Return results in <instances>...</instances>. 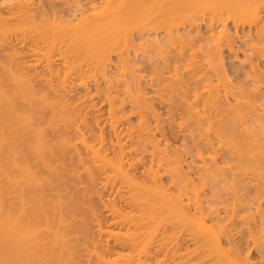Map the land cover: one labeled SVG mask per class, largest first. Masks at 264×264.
I'll use <instances>...</instances> for the list:
<instances>
[{
	"label": "bare ground",
	"instance_id": "bare-ground-1",
	"mask_svg": "<svg viewBox=\"0 0 264 264\" xmlns=\"http://www.w3.org/2000/svg\"><path fill=\"white\" fill-rule=\"evenodd\" d=\"M58 1L59 0H55L56 3H54V0H38L36 2H35V0L30 1V3L33 2L34 5L38 4V5H35V7L37 6L36 8H33V9H36V12H34V10L32 9L33 10V14L31 13L32 17L30 15H28L30 12H32V10L30 8H29L30 12H28V13L26 12V10L28 9L27 6L29 4L27 2L28 4L26 6V9L24 10L25 14H26L25 16L28 15L29 17H31L34 20V18H36V16H38V15L41 18L44 17L43 19H45V18L49 17L50 14H52V17L54 19H58V20H59V18H61L63 20L62 17H64V19L68 20V18H69L70 20L72 19L74 21H75V19H77L76 22L79 21V24H78V22H77V24L75 22V25H74L77 27V25H80L81 24L80 22H82V20L84 19L83 18L82 20L81 19L79 20V17H82L86 12L89 13V9H92L93 12H95L99 8L102 7L101 9H99L100 11L102 10V13H103V10L110 12V10H112V9L114 11H116L115 9H117L116 12H114L112 10L111 11L112 13L110 12L112 15H110V16H108L110 13L106 14L107 18H104L105 20L101 19L103 16L106 17L105 15H103L104 13L103 14L101 12L98 13L100 15L101 14L103 15L101 18L99 17L100 20L98 19L97 15H96L97 19L96 18L95 19L98 22L96 20L94 21L93 18L95 16L92 17L93 14H97V13L96 12L93 13L91 10V13H93V14L89 13V14H91V16L89 14H86L85 16L88 20V15H89L91 17V18L89 17L90 18L89 21L92 19L93 21H91V22H93V23H91L92 25L88 24V21L86 19H84L85 22H87V23H86V26L84 25V23H82V25H84V26L81 25L82 29L85 27L83 30H81L82 33L84 31L85 34L87 35V33L90 34L89 33L90 30H92L91 36H93L94 32H95L94 35L101 36V35L106 33V32L103 33L104 30L107 31L110 27L112 28L113 21L115 22L117 19L124 18V19H128L129 22L131 20L132 24L134 23V26H135L134 31L135 30L137 31L136 33H138L139 36H141V39H145V40L150 39V43L148 42L149 48H152V50H150V51L151 52L154 51V53L159 52L161 54L160 57L158 55L159 53L156 54L158 59L159 58L161 59L162 57L165 56L164 53H162V52L166 48L168 50L167 51L168 53L170 51V54H172L171 53L172 49L173 50L178 49L177 52L175 50L173 51L174 52L173 54L174 55L176 54L174 57H172V55L169 57L170 54H168V55L166 54L168 56V58L164 59L166 56L164 58H162V61L164 60L163 62L162 61L159 62L160 60L158 61V59L155 58V62L151 63L153 60L152 61L149 60L148 57H150V56H148L147 57L148 60H146V59L145 60L150 62L151 67H150V65L148 66L147 64H145L146 65L145 67L146 68L148 67L147 70H149V71H147L145 69V71L150 72V69H151L152 70L151 73L154 74L155 76L152 77L151 73L149 74L147 72H145V74L142 73V75H149L148 78H146L144 76V79L146 78V80H147L150 78V80H152V83L156 82L155 85L157 84V86L155 88L158 87V92H160V90H162V89L164 91L165 89H168L169 87L173 89L172 90L169 88V90H165V91H167V93L170 92V94H172V93L174 94V95L172 94V96H169L166 93L168 96L167 98L169 99L167 101H171V103H169L167 101H166L167 103L166 102L165 103L167 105L172 104L171 106L173 107V109L175 108L174 110H172V112L174 111L171 114L172 116L174 113L175 114L179 113V115H182V116H180V119H184V122H183V124L181 123V125L185 124V127L186 126L188 127V128L186 127L187 130L190 131V133H191V139H188V140H190V142L192 141V145L194 146L193 148H196V151H195L197 154L196 158H198L199 160L201 159L203 164L201 163L202 165L201 164L196 165L195 160H193L189 164V166H187V168L190 171H192V170L194 171V169H196L195 173L197 176L196 177L194 176V177L199 182H202L207 186H211V188L209 187L211 190L209 189V191H208V192H210V195H208L209 197H206L207 195L206 196L203 195L204 197H206L204 199V197L200 196L199 194L201 192L199 193L198 188H197L198 189L197 192L199 194L198 195L195 194L196 195V197H195L194 193H195V190H197V189H195L196 187L191 188V190L195 189V190H193L194 192L191 191L193 193L189 192L190 191L189 190L190 184L198 187L197 184H199V183L197 182V184H195L196 181L194 180V178L193 179L188 178V180L186 179L187 182L184 180L185 183H183V184H181V183L184 181L183 180L180 181L178 187H177V185H175L176 190L178 188V194L167 193V192H165V189H163L164 191H162L163 187L161 186L159 188L160 185L157 186L158 188L156 187L155 182H156V180H159L158 178H160V176H161V175H159V177H158L159 173L157 174L156 170L158 172H160L161 170L159 171L158 170L159 168H157L156 170H153L152 164H154V162H151V161L156 160L155 158H157L158 156L156 155L157 153L155 154V152H158L159 149L162 148V147L159 148V146L161 144L159 142H161V141H159V139L157 140L158 136L156 137V134H155V130L160 129L162 126V125H160V123L162 121L160 119L161 116H159L157 114H160V115H162V114L159 112L153 111L154 109H153V106L151 105V103L149 101L147 103L148 97H146V95L143 96L145 91L142 93L143 90L141 91V88H140L141 86L139 85V83L141 81H144V80H141L142 77L140 76L141 74H139V72H137L138 74L136 72H134L135 68H134V71H133L132 67L130 68V66H133V65H131V63L129 66H128V64L126 66L128 68V70L123 69V72H125V70H127L128 72L133 71L134 73H136L137 74L135 77L136 81H139L138 77H141V79H140L141 81H139V83L136 82L139 85V87L137 86L138 87L137 90L139 88L140 89L137 92L135 91V96L132 93L133 96L129 97L128 93H124L125 95L127 94V97L123 96L126 98L119 97L117 90H114V94H113L112 90H110V89H109V92L107 93V96H106L108 101L111 103L109 106V111L112 115V117H111L112 120L110 122H112V126L115 129H117L116 126L119 125L116 123L123 121V118L126 120V117H127L129 112L132 115L136 114L138 116L137 124L134 122L136 125H133L134 123H132V122H131L132 126L127 125L126 130L128 132V135L127 134L126 135L128 137L125 140L126 143L125 144L122 143L121 138H120L121 140L117 139V144L115 145V147L116 146L118 147L116 149V151H117L116 154L118 155V157L116 156L117 160H115L116 157L112 160V158L110 159V157H108L107 154L103 155L101 152V149H100L103 147L102 145H101L102 147H95L94 148V147H92V145L90 146L88 143H86V140L84 137L85 133L81 134L79 136V139H81L80 142L84 146H87L86 149H89L88 151H90L93 155H95L93 157H96V156L99 157V158L98 157L97 158L100 159V161H101L100 164H102L104 167L106 166V168H108V169L110 168L109 170L112 169L113 172L118 174V175L116 174L117 176L122 175L123 177L122 176H120V177L127 180V183H129L128 185L130 187L129 192L130 193L133 192V195H136V197H138L137 200H139V201H144V199L141 200V195L146 194V193L145 194L142 193L143 189L145 191L146 185H144L143 183L142 184L144 186L141 185L140 183L137 184V181L134 178L133 179L136 182L132 179V177H129V176H131L130 173H129V175H127L128 172L126 169H124L125 165L123 164L125 161L122 162V158L124 156V153H127V152L131 153V151H133L132 153H134V151H135L136 152L135 154H137L138 150L142 149V153L144 154L143 151L148 152V149L151 148L152 150H150V151L152 152V154L151 153H148V154H151V155L155 154L157 157L154 158L155 160L152 159L150 161L152 164H151L149 169L150 170L152 169L153 171H150L148 169V173H151V172L155 173L156 172V174L151 173L153 175V177H151L152 175L150 176V174H148L149 175L148 178L149 177L153 178L151 180H153L152 182L155 183V184H153V183L149 184L148 187L153 184L154 189L155 190L157 189L159 191V192L158 191H156V192L160 193V199H161V201L159 199V203L158 202L156 203L157 205L155 204L156 206H154V204L152 203V200H155V198L152 199L150 202L153 204V207H158V208H160V210H163V212L162 211L161 212L163 213V215L166 214L165 216L167 218L170 217V215H171V217L175 216L177 218L179 216L182 218V216L183 217H184V215L186 216L187 213L190 212L191 208H193L194 213L200 212V217L198 219H195V217H197V216L194 217V215H193L194 219L200 223H195L194 220L191 218V220L195 223V226L200 227V229L198 227H196V228H198L196 230H198L200 232L201 226H206V224H205L206 221L204 222L203 218H205V219L211 218L212 220L211 219L210 220L213 221L212 223H214V221H215V223H217V222L221 223L220 225L225 226V227H223L225 230L226 227L229 225H227V226L224 225L226 223L222 224V222H224L225 220L222 217L221 213H220L221 216L219 215L218 210H220V209H218V208H221L222 205H225V202H227V204L225 205L226 208L223 207V209L225 208L226 211H224L225 209L224 210L222 209V211H224L223 214H225V212H226L227 215L228 214L230 215L229 210L231 208L229 206L232 207L233 202L235 203V201H233L231 199L232 198L231 196H234L237 199L240 198L239 200L242 199V202H243L244 200L242 198V195H244V198L247 199L248 196L245 197L246 194L248 195L251 193H249V192L247 193L245 191H249L251 189L247 186V184H246L247 189H245V183L243 184V182H245L246 177L240 175L239 170H237V173H235V174H233L234 172L231 171V174H229L230 173L229 172L228 173L229 175H228L227 172L226 173L223 172V169L227 168V167H224L223 169H222V167L220 168L219 165H218L219 167H217V164H218V162L216 163V161H218L217 157H220L221 160H225V159H222L223 157L224 158L225 157L226 158L232 157V153H230L231 156H229L230 155L229 150H227L228 152L226 151L228 154V157L224 154L225 152L223 150H221L222 145L220 146V144H221V142H224L226 144H232L233 147L235 144V148H238V146H236V144H239L241 142L239 140V138L237 139L238 135H245V140H247V142L244 139L243 140L246 142L245 143L246 145H248V146L251 145L250 147H253V146L256 147L257 146V149H259V150H260V147H262L261 145H263L262 143H258L259 142L258 138L261 137V136H259L260 134L264 135V0H69V1L64 2L63 5H61L62 2H60V6H59ZM63 1H65V0H63ZM57 2H58V4H57ZM97 3H99V5ZM17 6L18 5H16V7ZM20 6H18V8H20ZM31 6H32V4H31ZM64 6H66V7H64ZM22 8H24V7H22ZM22 11H21V13L24 14V11L23 12ZM118 11H120V13ZM116 14H118V15H116ZM119 14L120 15L123 14V16L121 15L122 17H120ZM126 14H127V17L128 16H130V17L127 18ZM66 16H67V18H66ZM111 16H113V19L110 22L109 19L112 18ZM46 20L48 21V19H46ZM72 20L70 22H72ZM120 20H123V19H120ZM230 20H233V21H231V22H233V25L235 24L236 26H238V27H236V29L239 28V26L241 24H243V25L248 24L249 29H248V32L247 31L243 32V37H242L243 39H241V43L243 45V47H242L243 50L241 51V52H243V55H242L243 59L242 58H241V60L239 59L240 63H237L239 65H237L236 67H233V65H234L233 64L232 65L233 68L227 69L226 64L224 63L225 61L223 60L224 59V57H223L224 49L228 48L230 50L229 52L230 53L232 52L234 54V56L237 54L238 50L239 51L241 50V47H240V49L236 48V50H235V48H234L235 46H233V43H234L233 37L235 35L233 36L231 33H229L230 31L227 32V30H226V29H229V27L226 25L228 24V22ZM105 21H108L112 24L106 23V24H108L106 26V24L102 23V22L105 23ZM62 22H64V21H62ZM70 22L68 24H70ZM95 22L97 23V25ZM131 22L129 25H131ZM100 24H101V26L99 27L100 28L99 29L98 25H100ZM243 25H241V26H243ZM81 26H78V27H81ZM102 26H103V28H102ZM201 26L206 27L208 29V31L211 33V35L206 34L207 36L209 35L207 38H210V39L213 37L217 38L216 41L212 39V41H214L213 42L214 44L213 43L211 44L212 46H209V43L205 44V45L204 44H200V45L198 44L196 46V47L199 46L198 49L201 47V49H199L198 52H201V50H204V51H202V53L205 54V57H204L205 59L204 58L201 59L199 57V56H204V55H200L202 53L197 54L196 51H195L196 53H193L194 51L192 50V48H189L190 46H192L191 44H193V47L195 45L194 43H191L192 42V40H191L192 36H190V33L194 29H196V30H197V28L200 29ZM225 26H226V29H225ZM219 27H221V29L219 31H217V32H219V36H215V34H217V33H215V31ZM79 29H81V28H79ZM87 29L89 30L88 32L86 31ZM130 29H132V28L130 27ZM99 30L103 31V32H100ZM98 31L100 32L99 34H98ZM208 31H207V33H208ZM200 33H196V34L198 35ZM48 34H46V35H48ZM185 34H187V35L185 36ZM202 35H198V36H200L199 38L203 37L202 42L204 43L205 36H202ZM126 36H129V35H126ZM131 36H129L128 38L130 39ZM183 36H185L187 38H183ZM188 36H190L191 38ZM237 36H239V35H237ZM47 37L48 36L44 35L43 37H41L38 40V42H34L35 46L37 45V47H41L38 45V44H40L39 42H43V43L47 42V40L49 38V37L48 38ZM188 38H190L189 39L190 41H186V40H188ZM127 39H125L126 43H124V44H126V46H125L126 49L128 47L127 46L128 41H129V43L131 41V39L130 40H127ZM235 39H237V38H235ZM147 41H146V44H147ZM151 41H152V43H151ZM194 41H196V40H193V42ZM154 42H155V44H153ZM133 43H134V41L132 42V44ZM178 43H180V45ZM198 43H200V42H198ZM51 44H52V42H51ZM33 46H34V44H33ZM34 47H33V49H34ZM37 47H35L36 48L34 50L35 53H37V51L39 50ZM237 47H238V45H237ZM29 49H30V47H29ZM184 49H188V51H190V52L193 51L192 53H190V54H193V56L191 58L193 62L191 61L190 65H192L191 63L195 62V59L193 60V57L196 58V56H197L200 58V60L198 58H196L197 64L194 63L195 66L192 65V66H194V67H192L193 69L190 66H189L190 68L187 67V65L189 64L188 61L191 60V59H189L191 57V55L189 58H187L188 56L185 57L184 56L185 55ZM30 50L32 51V48ZM188 51H186V52H188ZM121 52H120V55H121ZM167 52H165V53H167ZM147 53H148V51H147ZM177 53H178V55H177ZM127 54H129V52ZM162 54L164 56H162ZM195 54H197V55L194 56ZM120 55H119V57H120ZM156 55H154L153 57H156ZM145 56L146 55H144L143 58H145ZM206 56H207V59H206ZM121 57L125 58V55L124 56L121 55ZM121 57L119 58V60H120L121 64H123L121 61L122 60ZM239 57L236 56L235 59H238ZM128 58H129V55H128ZM185 58L188 59V61H186L188 64H186ZM98 59H96L97 61H99V62L96 61L97 62L96 63L97 65L95 66L96 68L93 66L95 68L93 72H97V73H95V76L93 73V78H95L98 75V76H101V78H103L104 80H107L109 82V76L110 75H109V70H108V66H107L108 64L110 65L109 60H106V57L103 55H102V57H100L101 60L100 59L98 60ZM126 59H127V57L123 60L125 61ZM141 60H142V57H141ZM146 61H144V62L146 63ZM237 62H238V60H237ZM125 63H126V61H125ZM127 63H129V62H127ZM182 63L186 64V68L188 69V70L186 69V71H184L183 73H182V71L185 70L184 69L185 67L184 68H182V67L185 65H183ZM134 64H136V63H134ZM181 65H183V66L181 67ZM34 66L35 65L33 63V67ZM143 66H142V68H144ZM31 67H32V65H31ZM93 67H92V70H93ZM126 67H124V68H126ZM172 67L174 68L173 71H172V69H173ZM51 68L52 67H50V70L48 69L50 71L49 75H52V74H50V73H52ZM137 68H136V70H137ZM139 68H140V66H139ZM139 68H138V70H139ZM180 68H182L183 70ZM35 69H36V67H35ZM168 69L171 70L170 72H173L171 77H169L167 75L168 73L166 70H168ZM190 70L192 71V74H190L192 76H190V75H188V76L193 78V80L191 79L192 80L191 84L185 82V81H187V79H186L187 76L184 79H182L183 77L180 78V75L182 76V74H186V72H188ZM12 71L8 70L9 76L12 80L11 81L12 83H10L11 89H9L10 87H8V89H6V87H4L5 83L3 84V82H2V84L4 85V86H2L1 82H0V264H65L64 263L65 261L67 262L68 259L72 260L73 259L72 257L75 256L74 254H72L73 250H75V249L73 248V246H70V244H69L70 240H72L70 233L73 232V230H71L69 232V230H70L69 227L70 226L77 227L78 225L82 226V224L83 225L85 224L82 221H80V224L82 222L81 225L78 224L79 221L77 222V220H76V218H77L76 216L78 213L77 214L74 213L75 210L76 211L79 210L78 206L80 208L82 207L86 210L85 207L80 206L83 204V203L80 204V200H78V197L80 195L79 196L77 195V200H78L77 202H79V205H77L78 203L76 202V199H75V202L74 201L72 202V200H73L72 199L71 200L72 203H65V201H63V199L61 197L62 194L60 195V193L63 190H65L64 185L66 184V181H70L71 177H72V181L74 182L73 178L75 176L73 174H68L69 172H67V171L62 170L60 168L59 164H61L63 166L62 163H63V160H65V159H62V158L65 157V155H64L66 153V152H64L65 148H66V150L68 149L67 151H69L70 150L69 146H75L74 144H72V145L70 144V143H72L71 141L69 143L70 139L68 140V138H66L67 136L64 135V132L67 133L71 130H73V131L75 130L77 132L80 131L79 127H78L79 124L76 123L77 122L76 120L78 118L74 119L75 118L74 115L78 114V116L77 115L76 116L79 117V120H80L81 116H79L80 115L79 111H78L79 108L76 107L78 109V110L76 109V112L78 111V113H76L75 107L73 108V105L71 103L66 105L67 102L65 103V99H64V101L61 99L65 93L63 95L61 94V97L60 96H56V97L54 96L55 97L54 98V97H52V95L50 96L49 93L51 91H54L55 87L53 86V84L50 83L51 80L49 78H46V80L48 79V81H49L46 84V87L48 85L47 89L46 88L37 89V88H35L36 86L34 87L32 84H29L27 81H24V79L21 76L23 73L22 74L20 73L21 74L20 75V74H17V73H19V71L17 73H14ZM117 71H120V70H117ZM139 71H141V70H139ZM180 71L182 74L180 73ZM229 71H230V73L234 74V76L237 77V82L240 81L237 84V86H235V84H233L234 81L233 82L231 81L233 79H230L231 78L230 75H232V74H229ZM123 72H122V75L124 74ZM164 72L166 74H164ZM168 72H169V70H168ZM196 72H199V75H197ZM134 73H132L133 76H134ZM189 73H191V72H188L187 74H189ZM128 74L131 75V73H128ZM128 74H127V76H128ZM163 74L167 75V78L168 77L169 78L167 79L166 76H164ZM56 75H57V73H56ZM125 75L126 74H124V77H125ZM133 76H130V77L128 76L127 77L128 79H126V78L125 79L129 81L131 77L133 78ZM150 76L152 77V79ZM229 76H230V78H229ZM56 77L58 78V76H56ZM174 77H177L176 78L177 80H175ZM112 78H113V76H112ZM132 78H131V81H129V82L124 80V83L126 85L125 86L126 90H127V87L130 88L129 86H131V85L134 86L132 81L134 82L135 80H134V78L132 80ZM170 78H172V82L178 81V79L180 78V80L178 82H181V83H179V86L176 85L177 82H175V84L174 83L172 84V82H171V84H169V83L165 84L166 80H168L167 82H169ZM51 79H54V78H51ZM122 79H124V78H122ZM181 79H182V81H181ZM188 79H190V78H188ZM95 80H97V78H95ZM150 80H149V82H150ZM63 81H64V85H66L65 84L66 83L65 78L63 79ZM111 81H113V80H111ZM44 82H46V81H44ZM60 82H62V81H60ZM120 82L123 83V81H120ZM147 82L148 81H146V83ZM149 82L147 83V85H152V84H149ZM115 83L117 84V82H115ZM111 84H113V83L111 82ZM116 84H115V86H116ZM182 84H183V86H182ZM117 85H120V84H117ZM141 85H143V84H141ZM7 86H9V85H7ZM57 86H59V85H57ZM62 86H59V87H62ZM123 86L124 85H122L121 87H123ZM133 86H131V87H133ZM173 86H175L174 88H176V87L180 88L182 91L175 90L173 88ZM64 88H66V87H64ZM111 88H113V87H111ZM134 88H135V86H134ZM178 88H176V89H178ZM131 89H129L130 91H127V92H132L133 90H135V89H133L131 91ZM59 90H61V89H59ZM126 90H125V92H126ZM153 90L155 92V89H153ZM115 91H117V93ZM57 92H58V88H57ZM10 93H11V95H13L12 97L9 95ZM156 93H157V91L155 92V94ZM163 93L164 92H160L159 96H158V93L156 95L158 97H160V94L162 96ZM190 93H192L193 96L190 97ZM67 94H69V93H67ZM103 94H104V92H103ZM155 94H153V95H155ZM175 94H177V95H175ZM163 95H165V94H163ZM130 96H131V93H130ZM128 97L130 99L134 97L133 98L134 100L133 99L130 100ZM153 97L155 98V96H153ZM158 97H156L155 100H158L157 99ZM127 98L129 100H127ZM149 98H150V96H149ZM161 98H163V96ZM230 98H232L233 100L232 99L230 100ZM242 99L244 101H242ZM159 100H160V98H159ZM160 101L163 102L162 99ZM231 101H235V102H231ZM126 103H128V104L132 103L131 105L130 104L128 105L129 107H131L130 110L128 111V113L126 110L127 107L125 108V105H127ZM149 104L151 105L152 108L150 107ZM70 105H72V107ZM171 106H169V108ZM172 107L170 109H168L167 112H170ZM74 112H75V114H73ZM177 115L178 114H176V117H177ZM130 116L127 117V119L130 118ZM151 118H153V120H155L154 122L151 121L154 123L153 125L150 124ZM170 119H173V118H170ZM170 119H166V120H170ZM178 121H179V123L182 122L179 119H178ZM128 124H130V123H128ZM174 126H176V125H174ZM180 127H178V128H180ZM183 127L184 126H182L181 128H183ZM114 128H112V129H114ZM121 129H119V130H121ZM48 130H51L53 132H57L58 135H54L55 137L57 136L56 141L53 140L54 142H52V141H51L52 143L50 142L49 138L47 137V134H48L47 131ZM184 130L186 131V129H184ZM184 130L182 129V132ZM179 133H180V130H179ZM51 134L53 136V133H51ZM236 134H237V136H236ZM82 135H83V137H81ZM101 135H100V137H101L100 143H102V142L104 143V141H103L104 140L103 139L104 134L102 136ZM185 135H187V134H185ZM114 136H116V134ZM246 136L248 137V139H246ZM118 137H119V135H118ZM82 138H84L83 141H82ZM185 138H186V136H185ZM213 138L218 139V142H219V140L221 141L220 144L218 143L219 144L218 146L220 147V149L216 145L217 141L215 142ZM183 140H184V138H183ZM187 142H185V143H187ZM242 143L244 144V142H242ZM126 144L129 145L128 148H126L128 146V145L125 146ZM182 144L184 145V143H182ZM259 144H261V145H259ZM232 145H230V146L232 147ZM64 146H68V147H64ZM184 146L188 147V145H184ZM223 146H224V144H223ZM258 146H259V148H258ZM74 148L76 149V147H74ZM125 148L128 149L129 151H125L124 150ZM164 148L165 147H163L162 150ZM223 148H226V147H223ZM232 148H230V149H232ZM239 148H240V145H239ZM262 148L264 149V147H262ZM234 149H232V151ZM253 149H254V147H253ZM253 149L251 151H253ZM168 150L169 149H167V151ZM193 150H190V151H193ZM248 150L251 153L250 149H248ZM161 151L159 152L160 154H161ZM163 151L166 152L165 150H163ZM188 151H189V148H188ZM241 151H244V150H241ZM246 151H247V149H246ZM164 152H162L163 153L162 154L163 159L165 156ZM171 152H170V154H171ZM257 152H258V150H257ZM257 152H256V154H257ZM260 152H262V151H260ZM260 152H258V154ZM72 153H75V152L72 151ZM210 153H213V155ZM237 153L238 152H236L235 154H237ZM239 153H240V151H239ZM78 154L79 153H77L76 155H78ZM140 154H141V152H140ZM207 154L208 155L210 154L209 158L212 160L213 164H212V162L211 163L208 162L209 165L206 164V162H207L206 159H208V157L206 158L205 156H207ZM246 154L247 153H245V155ZM253 154H254V152H253ZM256 154H255V156H256ZM76 155H75V157H76ZM113 155H115V154H113ZM169 155L165 156L166 163L168 162V158L171 156V155L170 156ZM125 156H126V154H125ZM128 156H129V154H128ZM137 156H139V155H137ZM237 156L239 158H240V156L242 157L241 154H240V156L237 154ZM250 156H249V158H251L253 155L251 157ZM77 157H79V156H77ZM139 157H140V159H139ZM139 157H137L138 158L137 162L139 160H144L143 158L141 159L142 155H140ZM159 157L162 159L161 156H159ZM175 157L176 156H174V158ZM170 158H169V162L166 164L167 165L166 167H168V168H166L164 165H161L163 161L160 163L158 160V162L160 164H158L157 161H155V162H157V166L159 165L160 168L162 166H164V168H166V170L163 169V172L165 170L167 172V173L165 172L167 175L169 173L168 176L170 177V179L173 182L174 181L176 182V180H178L179 177H181L183 175L185 177V176H187L186 174L190 173L189 170H187V171H189L188 173L185 172L186 170L185 171L183 170L184 166L182 167V165H181L182 163L179 162V164H178L176 162V161H179L178 160L179 158L178 159L176 158L177 160L173 159L174 161H171ZM80 159L81 158L79 157V159H78L79 163H82L83 161L81 162ZM210 159H209V161H211ZM244 159H245V156H244ZM244 159L242 158L243 161H244ZM256 159L259 160V158H256ZM70 160H72V159H70ZM242 160H241V162H242ZM261 161H264V160L261 159ZM164 162H163V164H165ZM170 162H173V164L171 163L172 169L169 168ZM174 162H176L178 165L177 164L174 165L175 164ZM259 162L260 161H258L257 163L260 164ZM69 163H68V165H69ZM75 164H76V161H75ZM75 164L73 163V165H75ZM210 164H212V165H210ZM185 165H186V163H185ZM82 166H84V165H82ZM246 166L248 168V165H246ZM69 167H68V169H70L69 171H71L72 169ZM192 167H194V169ZM232 167H234V166H232ZM259 167H261V166H258L257 168H259ZM84 168H86V167H84ZM87 168L85 169V172L88 173V175H89L88 176V178H90L89 181L92 180V182H93L95 180V179L93 180L95 173L92 172L93 171L92 169H87ZM218 168H220L222 170H220ZM237 168L241 169V167H237ZM250 168L253 169L252 173L254 175V170H255L254 168H256V167H253V165H251ZM212 169H215V171H217V172L220 170L218 172V174L222 173V175L220 174L219 177L215 178V176L213 175L215 171H211ZM74 170L76 172V168H74ZM227 171H229V170H227ZM244 171H245V169H244ZM145 172H147V171H145ZM246 172H247V170H246ZM263 172H264V170H263ZM67 174H68V176L70 175V179H68L69 177L67 176ZM161 174L163 175V173H161ZM215 174H216V172H215ZM211 175H213V177L215 179L213 177H211ZM66 177L68 180L66 179ZM109 177H110V175L108 176V178ZM254 177H253V179H255ZM259 177L260 178L256 177L257 178L256 180H261V176H259ZM122 178H120V179H122ZM230 178L232 179V181L230 180ZM172 181H171V183H172ZM190 182H192V183H190ZM256 182H258V181H256ZM125 183H126V181H125ZM173 184H171V186H173ZM175 184H177V183H175ZM138 185H140V186H138ZM260 185H261L260 182L257 183L258 190L260 188L259 193L261 191V193L264 194V184H262L261 186ZM73 186H75L74 183H73ZM137 186L140 188H137ZM141 186H143L144 188ZM204 187H206V186H204ZM204 187H203V189H204ZM218 187H219V189H217ZM141 188H142V191L139 193L137 189H141ZM248 188H249V190H248ZM241 189H242V191H240ZM66 190H67V188H66ZM66 190H65V192H66ZM74 190L76 191L75 187H74ZM151 190H153V188ZM69 191L70 190H68V192ZM147 191H148V188L146 186V192ZM76 192H75V194H76ZM80 192H82L81 194L83 195L84 191H80ZM148 192H150V187H149ZM152 192H155V191H152ZM150 193H148V194L152 196L153 194L152 193L150 194ZM190 193L193 195L190 196L189 195ZM239 193H240V196L238 195ZM244 193H246V194H244ZM261 193L259 195L260 197L263 196V195H261ZM73 194L71 196L72 198L74 197ZM133 195H131V196H133ZM156 195H158V194L155 193L154 196L156 198H158L159 196L157 197ZM229 195H230V198L228 200H226ZM151 196H149V197H151ZM259 196H256V197L259 198ZM83 197H84V195H83ZM143 197H145V196H143ZM183 197H186V199H187V201H186L187 203L185 202V204H184L185 199ZM234 197H233V199H234ZM134 198H135V196H134ZM249 198H251L250 195H249ZM131 199H132V197H131ZM145 199H147V198H145ZM230 199H231V201H233L232 203L229 201ZM66 201H67V198H66ZM210 201H212V203ZM208 202H210V203L207 204ZM238 202H236V205L240 204V202L239 203ZM228 203H230V205H228ZM72 204H73V206L75 204V206L73 207ZM134 204H136V203H134ZM152 204H151V206H152ZM85 205L86 204H84V206ZM139 205L141 206L142 204H140V202H139ZM146 205L147 204H145V206ZM219 205H221V207H218ZM236 205H234L233 207H235ZM144 207H142V208H144ZM233 207H232V209H233ZM239 207H240V205H239ZM148 208H149V206H148ZM158 208H156V209L154 208L155 212L159 211ZM84 209H82V210H84ZM150 209L152 210L153 208L151 207ZM232 209H231L232 213L233 212L236 213V211L238 210V208L235 209L236 211L234 209L233 210ZM240 209H242V208L240 207ZM139 210H140V208H139ZM151 210H150V212H152L153 215L152 214H150V215H152V217H153L154 216V210H152V211ZM167 211H168V213H166ZM82 213L84 214V211ZM119 213H121V212H119ZM139 213H140V211H139ZM141 213H142V211H141ZM202 214L203 215L205 214V217ZM226 214H225V216H226ZM150 215L148 216V218H152V217H150ZM157 215H159V214L157 213ZM190 215H192V213ZM201 215H202V217H201ZM233 215H235V214H232V216ZM79 216H80V214H79ZM129 216H131V215H129ZM140 216L141 217H136L137 218L136 222L138 223V225H137V227H134L136 229H133V230L137 231L138 229L140 230V228L143 229L142 226L139 227L140 226V222H139L140 220L138 218L142 219V215H140ZM144 216H146V215H144ZM119 217H121V218L123 217L122 220L128 219V216H126V218H124L125 216H123V215H121ZM160 217H162V216H160ZM148 218H147V220H149ZM153 218H156V217L154 216ZM163 218L164 217L159 218V220L161 219V221H162ZM185 218H183V220ZM187 218H188V215H187ZM116 219H120V218H116ZM130 219L132 220V218H130ZM130 219H128V220H130ZM145 219H146V217H144L142 219V221ZM227 219H228L227 221H230V217L229 218L227 217ZM232 219H233V217L231 218V220ZM133 220H135V218H133ZM153 220H152V223H150L149 225L153 224V222L155 221V220L154 221ZM191 220H190V222H192ZM158 221H155L154 225H156V222H158ZM144 222L145 221H143L142 223L144 224ZM146 222H148V221H146ZM193 222H192V224H194ZM231 222L232 221H230L229 223H231ZM130 224H132V222ZM136 224L134 222L133 225L136 226ZM200 224H201V226H200ZM203 228L206 229L205 227H203ZM144 229H146V228H144ZM75 230H78V229L76 228ZM75 230H74V232H75ZM88 230L89 229H87V231ZM100 230L101 229H99V231ZM139 230H138L139 233L136 231L135 232L131 231L132 232L130 235L131 237H129V235H128L129 233L125 232L127 235V236L126 235L125 236L127 238L129 237L128 239H130V240L133 239V241H134V238L138 237V235H142V234H140L142 230H140V231ZM153 230H154V228H153ZM198 231H197V233H198ZM74 232H73V234H74ZM78 232H80V231H77V233ZM85 232L86 231H84V233ZM111 232L106 231V233H109V234ZM142 232H144V231H142ZM219 233L221 234V232H219ZM111 234L116 235L113 232ZM117 234H118V232H117ZM215 236H216V239H218L217 240V243H218L217 246L219 248L220 240H219V238H217L218 235H215ZM74 237H77L76 233L74 234ZM141 237L140 238L138 237L139 241H140V239L143 240ZM198 238L202 239V237L196 238V236H195L194 240L198 239ZM199 239H198V243H199ZM133 241H132V243L135 242V241L134 242ZM149 241H146V243ZM74 242L71 241V243H73V244H74ZM136 242H138V239ZM138 244H140V243H138ZM136 245L137 244H135V246ZM204 245H205V243H204ZM137 246H140V245H137ZM143 246H142V248H143ZM220 248H222V247H220ZM144 249H145V247H144ZM141 250H143V249L140 248V250L137 251L138 254L135 252L138 255V259H139V257H141V256H139V253L141 252ZM217 250H219V249H217ZM222 251H224V250H222ZM224 252H222V253H224ZM226 253L227 252H225V254ZM228 253H230V252H228ZM117 255L118 256H117L116 260L123 258V257H131V256H129L130 254L128 255V253H126V255H125V253H119ZM226 256H228V255H226ZM223 258H224L223 261H225V255L222 257V259ZM228 258H230V257H228ZM237 258L239 259V257H237ZM222 259L220 258L221 261H222ZM102 260L104 262L105 259L102 258ZM228 260L231 261L232 259L230 258ZM228 260L226 259V261L224 263H226ZM111 261H113V263H114L115 259H113V260H110V259L107 260L106 259L105 260L106 264L107 263L111 264ZM105 262H104V264H105ZM198 262H196V263H198ZM234 264H243V261L239 260V261L235 262ZM245 264H246V262H245Z\"/></svg>",
	"mask_w": 264,
	"mask_h": 264
},
{
	"label": "rangeland",
	"instance_id": "rangeland-1",
	"mask_svg": "<svg viewBox=\"0 0 264 264\" xmlns=\"http://www.w3.org/2000/svg\"><path fill=\"white\" fill-rule=\"evenodd\" d=\"M30 1H33V0H0V80H1L0 82H1V85L2 86H4L3 84L5 83V86L4 87H6V89H8V87H10L9 89H11V84L10 83H12L11 82L12 80H11V78L9 76L8 70L9 71H12L13 70L12 72H14V73H17L19 71V73H17V74H20V73L22 74L23 73L22 75L21 74L20 75L22 76V78L24 79V81H27L29 84H32L34 87L36 86L35 88H37V89H44V88L47 89L48 88V85L46 87V84L49 81H48V79L46 80V78H49L52 81V82L50 81V83L53 84V86L55 87L54 88V91H51L52 93L50 92L49 95L50 96L52 95V97H54V96L55 97L56 96H60L61 97V94L63 95L65 93L62 96L61 99L63 101L65 99V103L67 102L66 105H68V104L71 103L73 105V108L75 107V112H76V109H77L76 107L79 108V110L78 109L77 110L79 111V114H80L79 116H81L80 117V120H79V117H77L78 114H75V112L73 114H75L74 115V117H75L74 119H77L78 118L76 120L77 122L76 121L75 122L79 124L78 127H79V130L80 131L77 132L75 130L74 131L71 130V131H69L67 133L64 132V135L67 136L66 138H68V140L70 139L69 140V143L71 141L72 143H70V144L71 145L74 144L75 146H69L70 147L69 148L70 149L69 151H67L68 149L66 150V148H65V151H64V152H66L64 154L65 157L62 158V159H65L67 162L65 160H63V163H62L63 166L61 164H59V166H60V168L62 170L67 171V172H69L68 174H73L75 176L73 178L74 182L72 181V177H71V180L70 181H66V184L67 185L65 184L64 186L65 187L67 186L66 187L67 190L63 186L64 189L66 190V192H65V190H63L60 193V195L62 194L61 197H62L63 201H65V203H72L73 201L75 202V199H76V202L78 200H80V204L83 203L80 206L85 207L86 210L84 208H82V207L80 208L78 206V209L79 210L81 209V210L80 211L79 210H77V211L75 210L74 213H76V214L78 213L77 216H76L77 217L76 218L77 222L79 221L78 224H80V221H82L85 224L83 225L82 222H81L82 226H79L77 224L78 225L77 227H75V226H73V227L70 226L69 227L70 228L69 232L71 230H73V232H74V230L76 228L78 229V230H75V232H74V234L76 233V236L77 237H74L73 232L70 233V236H71V239L72 240H70V242H69L70 246H73V248L76 251L73 250V253L72 254L75 255L74 257H72L73 259L72 260L71 259H68L69 261L67 260V262L65 261L64 263L65 264H104V262H105L106 259L107 260H109V259L110 260L115 259L116 262L114 261V263H113V261H111V264H174V263L175 264H190V263L191 264H193V263L194 264H223L226 261V259L228 260V259L231 258L232 259L231 260L232 262L228 260L224 264H234L235 262H237L239 260L240 261H243V264H245V262H246V264H264V194H262L261 191H260L261 195H263V196L262 197L259 196L260 195V193H259L260 188L258 190V186H257V183H259V182H260L261 185L264 184V176H263L264 175V172H263V170H264V161H261V159L264 160V157H263L264 156L263 155L264 154V151H263L264 149L262 148V147H264V142H263L264 141V137H263L264 135L260 134L259 136H261L260 137L261 139L258 138V141H259L258 143H262L263 144V145L259 144V145L262 146V147H260V150L257 149V146L256 147L253 146L254 147V149H253V147H250L251 145L250 146L246 145L245 143L247 142V140H245V135H238V137H237V139L239 138V140L241 141L240 143L242 145L239 143V144H236V146H238V148H239V145H240V148L241 149L240 148L239 149L238 148H235V144H234V147H233L232 144H226L224 142H221L220 140L218 142V139H214L213 138L215 142L217 141L216 145H217V147L219 149H220V147L218 145L221 142V144H220V146L222 145L221 150H223L225 152L224 154L227 157H228V154H227L228 151L227 150L230 151L229 154L232 153V157L231 158L230 157H228V158H226V157L224 158L223 157L222 158V159H225V160H221L220 157H217V159H218V161H216V163L218 162L217 167L220 166V168L222 167V169L224 167H227L228 169L227 168H224L223 169V172H225V173L227 172V174L229 172H230L229 174H231V171L234 172L233 174H235V173H237V170H239L240 171L239 174L242 175V176H244V177H246L245 178V182H243V184L245 183V189H247L246 188L247 186L251 189V190H249V188H248L249 191H245V192H247V193L249 192L251 194H248L247 195L246 193H244V194H246L245 197L248 196L247 199H245L244 198V195L241 194L242 195V198L244 200L243 202H242V199L239 200L240 198L237 199L236 197L231 196L232 197L231 199L233 201H235V203H234L233 201H231V199L229 200L231 203L233 202L232 207L234 205H236V202H238V201L240 202V204H237L236 205L237 207L235 206L236 208L233 207V209L234 208L235 209L238 208L237 211L234 209L236 211V213L235 212L232 213V211H231L232 207L229 206L231 208L230 210L228 209L230 215L229 214L227 215L226 212H225L226 216H225V214H223L224 211H226L225 205L227 204V202H225V205H222V207H221V205L218 206V207H221V208H218V209L221 210V211L218 210V213H219L220 216L222 214V217L225 220L224 222H222V224L223 223H226L224 225H226V226L229 225V226L226 227L225 230L223 228L225 226L220 225L221 223H218L217 222L218 223L217 224V223H215V221H214V223H212L213 221H211L212 220L211 218H209V219L208 218L207 219L203 218L204 219V222L206 221L205 222L206 226H201V224H200V226H201V231H200L201 233H200L198 230H196L198 228L200 229V227L195 226V223H200V222H197V220H195V219H198L200 217V212L194 213V209L193 208H191L190 212L187 213L188 218H187V215L186 216L184 215V217L182 216V218L179 217V216L177 218L175 216L174 217H171V215H170V217L167 218L165 216L166 215L165 213H164L165 215H163V213H162L163 210H160V208H158V207H153V204H154V206H156L157 205L156 203L157 202L159 203V199H160V193H157L156 192L158 190L157 189L156 190L154 189L153 184L156 183V187L160 185L159 188L162 186L163 187L162 188V191H164L163 189H165V192H167V193L178 194V188L176 190V186L175 185H177V187H178L180 181H182V180L183 181L184 180L186 181V179L188 180V178H192V179L194 178V180L196 181L195 184H197V182H198L200 185L197 184L198 185V187H197L195 185L190 184L192 187L189 185V188H190V189L188 188L190 190L189 192H191V191H193V190H195V189L198 188L199 189V193L200 192L201 193L199 194L197 192L198 191V189H197V190H195L194 195L195 194L196 195L199 194L202 197H204L206 195H207L206 197H209L208 195H210V192H208V191L211 188V186H207L204 183L199 182L195 178L197 175L195 173V170L196 169H194V167H192L194 169V171L193 170L190 171L187 168V166H189V164L193 160H195L196 165L197 164L198 165L201 164L202 163V160L200 159L201 160L200 161L198 158H196L197 157V154L195 152L196 151V148H193L194 146L192 145V141L190 142V140H188V139H191V133H190V131L187 130L188 127L186 126L187 127L186 128L185 127V124L184 125H181V123L183 124V122H184V119H180V116H182V115H179V113H176V114H178L177 115L178 118H177L176 117V114L174 113L175 115L173 114V116H172L171 114L174 112V111L172 112V110H174L175 108L173 109V107L171 106L172 104H169V105L166 104L167 102L171 103V101H167V100H169L167 98L168 97L167 94L169 96H172L173 93L170 94V92L167 93V91H165V90H169L170 87L168 89H165L164 91H163V89L160 90V92H164L163 94H165V95L162 94L163 98H161L162 97L161 94H160V97H158L160 92H158V87L155 88L157 86V84L155 85L156 82L155 83H152V80H150V78L146 80V78H148L149 75H142V73L145 74V72L149 71V70H147L148 67L147 68L145 67L146 66L145 64H147L148 66L150 65V67H151L150 62L149 61H146V60H148L147 57L150 56V57H148L149 60H151V61L153 60L151 63H154L155 62V58L158 59V57H157L156 54L159 53V52L154 53V51H152V52L150 51V50H152V48H149V44H148V42L150 43V39H147L148 41L145 40V39H141V36H139V34L136 33L137 31L136 30L134 31L135 26H134V23L132 24L131 20H130L131 25H129L130 22L128 21V19H124V18H120V19H123V20H120V19H117L116 20L115 19L116 21L115 22L113 21V24H112L110 22L113 19V16H111L112 18L109 19L110 22L105 21V23L104 22H102V23L103 24H106V23L109 24L110 23V24H112V28L110 27L107 31L104 30V32L99 30L100 32H103V33L106 32L103 35L100 34L101 36L94 35L95 32L93 33V36H91V31L92 30H90V32H89L90 34L87 33V35L85 34L84 31L82 33L81 30H83L85 28L84 27L82 29V26H84V25L86 26V23H87L84 20V19L87 20V18H86L85 15L91 13V10L92 9H89V13L86 12L83 15L84 17L83 16L82 17H79V20L80 19L82 20L83 18L84 19L82 20V22H80L81 24L80 25H77V27H76L74 25H75V22H76L77 19H75V21L71 19L72 22H70L71 20L69 18L67 20V19H64V17H62L63 20L61 18H59V20H58V19H54L52 17V14H50L49 17H47L45 19H43L44 17L41 18L38 15V16H36L37 19L34 18V20H33L31 18L32 17V14H33V10H34V12H36V9H33V8H36L37 6L35 7V5H38V4H35L34 5L33 2L30 3ZM36 1H38V0H35V2ZM66 1H69V0H65V1L59 0L58 1L59 2V6H60V2H62L61 5H63V3L66 2ZM58 2H57V4H58ZM54 3H56L55 0H54ZM19 4L22 7H24V8H22ZM27 4H28V6H27ZM31 4H32V6H31ZM97 4L99 5V3H97ZM16 5L20 6V8H18V6L16 7ZM26 6L28 7V9L29 8L31 10L33 9L32 12H30V9L29 10L28 9L26 10L27 13L30 12L28 15H30L31 17H29L28 15L25 16L26 14H25V11L24 10L26 9ZM64 7H66V6H64ZM101 8H99V9H101ZM99 9L97 11L94 10L97 14H93L95 12H93V10H92V12H93V13H91V14H93L92 17L95 16L93 18L94 21L97 19V17L99 19V17L101 18L103 15H105L106 17L103 16L101 19L107 18V15L106 14H109L113 10V9L110 10V12L103 10V13H104L103 14L102 13V10L100 11ZM22 10L24 11V14L21 13ZM115 10L117 11V9H115ZM116 11H114V12H116ZM100 12L103 15L102 14L101 15L98 14ZM118 12L120 13V11H118ZM111 13L108 16L112 15ZM91 14H89V15L91 16ZM89 15H88V20L87 21H88V24H91V23H93V22H91L93 20L91 19L89 21V19L91 18ZM96 15H97V17H96ZM116 15H118V14H116ZM121 15L123 16V14H121ZM121 15H120V17H122ZM126 17H127V14H126ZM128 17H130V16H128ZM66 18H67V16H66ZM46 19H48V21ZM62 21H64V22H62ZM231 21H233V20H230L228 22V24L226 25V26L229 27V29H226V26H225V29L227 30V32L230 31L229 33H231L233 36L235 35L233 37V41H234L233 46H235L234 47L235 50H236V48L237 49H240V47H241V50L240 51L238 50L239 52L237 51V54L235 53L236 55L234 56V54L232 52L231 53L229 52L230 50L228 48H225L224 47L225 49L223 51L224 52L223 53V57H224L223 60L225 61L224 63L226 64L227 69H231L233 67H236L237 65H239L237 63H240L239 62V59L240 60H241V58L243 59V56H242L243 55V52H241L243 50V48H242L243 45L241 43V39H243L242 38L243 37V32H246V31L248 32V29H249L248 24H245L246 26L243 25V24H241L244 27L240 25L239 28L236 29V27H238V26H236L235 24L233 25V22H231ZM69 22H70V24H68ZM77 22L79 24V21H77ZM77 22H76V24H77ZM82 23H84V25H82ZM108 24H106V26ZM96 25H97V23H96ZM78 26H81V27H78ZM100 26H101V24L98 25V28ZM129 26L132 29H130ZM79 28H81V29H79ZM102 28H103V26H102ZM220 29H221V27L217 28V30L215 29L216 30L215 33L218 34V35L215 34V36H219V32H217V31H219ZM86 31L88 32L89 30L87 29ZM99 31H98V34L100 33ZM193 31L191 32L192 34L190 33V36H192V39H191L192 42L191 43H194L195 45L193 47V44H191L192 46H190L189 48H192V50L194 52L193 51H191V52L188 51L189 48L188 49H184V51H185V55L184 56L185 57L188 56L187 58H189L190 55H191V57L189 59H191L192 56H193V54H190V53H192V52L193 53H196L197 52V54H198V53H202V51H204V50H201V52H198L199 49H201V47L198 49L199 46L196 47L198 44L199 45L200 44H204L205 45V44H208L209 43V46H212L211 44L214 42V41H212V39L215 40V41L217 39L216 37H213L211 39L210 38H207L209 35L207 36L206 34H210L211 35V33L204 26H201L200 29L197 28V30L194 29ZM207 31H208V33H207ZM196 33H200L198 35H202L203 34L202 36H205L204 43L202 42L203 41V37L199 38L200 36H198ZM46 34H48V35H46ZM44 35L49 37V38L47 37L48 38L47 42H45V43L39 42L40 44H38V45L41 46V47H37V45L35 46V43L34 42H38V40L41 37H43ZM126 35H129V36L132 35L131 38H130L131 39L130 43H129V41L127 43V46H128L127 49L125 47L126 44H124V43H126L125 39H127L129 36H126ZM186 35L187 34H185V36ZM237 35H239V36H237ZM185 36H183V38H187ZM190 36H188V37H190ZM190 38H188V40H186V41H190L189 40ZM235 38H237V39H235ZM130 39L128 38L127 40H130ZM132 40L134 41L133 44H132V42H133ZM193 40H196V41L193 42ZM146 41H147V44H146ZM152 41H151V43H152ZM51 42H52V44H51ZM198 42H200V43H198ZM33 44H34L35 47H37L39 49L38 51L36 50L37 53L34 52V50L36 48L33 46ZM153 44H155V42ZM178 44L180 45V43H178ZM237 45H238V47H237ZM29 47H30V49L32 48V51L35 54L29 49ZM33 47H34V49H33ZM174 50L172 49L171 50V53L172 54H170V51L168 53L167 52L168 50L166 48L162 52V53H164V55L166 57L162 54V56L165 57V58L164 57H162V58L167 59L168 58V56H167L168 54H170L169 57L171 55H172V57H174L176 55V54L175 55L173 54L174 53L173 52ZM121 51L122 52L124 51V52L122 53ZM147 51H148V53H147ZM175 51L177 52L178 49L175 50ZM186 51H188V52H186ZM120 52H121V55L122 56L125 55V58L127 57L128 60L127 59L125 60L126 63L123 60L125 58L121 57ZM128 52H129V54H127ZM165 52H167V53H165ZM197 54H195L194 56H196ZM102 55L105 56L106 57V60H109V63H110V65L109 64L107 65L108 66V70H109V75H110L109 76V82L107 80H104L103 78H101V76H98L97 74H96L97 76L95 77V78H97V80H95V78H93V73H94V76H95V73H97V72H93V71L96 68L95 67L97 65L96 63L99 62L96 59H98V58L100 59V57H102ZM119 55L122 58L121 61H122L123 64H121V62L119 60V58H120ZM128 55H129V58H128ZM144 55H146L145 58H143ZM154 55H156V57H153ZM158 55H159V57L161 56L160 53ZM177 55H178V53H177ZM200 55H204V56H199L201 59H203L205 57V54H203V53L200 54ZM236 56L237 57L240 56V57L238 59H235ZM141 57H142V60H141ZM199 57L196 56V58H198L200 60ZM162 58L161 59L159 58L158 61L160 60L159 62H161L162 61ZM187 58H185L186 59L185 62L188 61ZM196 58L193 57V60L195 59V62H194L195 64H197V62H196L197 59ZM206 59H207V56H206ZM237 60H238V62H237ZM144 61H146V63ZM191 61H192V59L190 61H188L189 64L186 62V64H188L187 67L190 66L192 68V67L195 66L194 63H191L194 66L190 65V62ZM127 62H129V63H127ZM33 63L35 65L34 67H33ZM130 63H131V65H133V66H130V68L132 67L133 68V71H134V68H135V71L134 72H136V73L139 72V74H141L140 76L142 77V79H141V77H138V76L137 77H138V80L139 81L144 80V81H141L142 83L141 82L139 83V81H136L135 80L136 79L135 77H136V75L138 73L136 74L133 71L132 72H128L127 71L128 68L126 66H127V64L129 66ZM134 63H136V64H134ZM184 63H182V64L185 65V66L181 65V67L182 66H183L182 68L185 67L184 68L185 70H183L182 68H180V69L183 70V71L181 70L182 73L184 71H186V69H187L186 68V64H184ZM233 64L234 65L236 64V65L234 66ZM31 65H32V67H31ZM232 65H233V67H232ZM139 66H140V68H139ZM142 66L144 68H142ZM35 67H36V69H35ZM50 67H52L51 68L52 69V73H50L52 75H49ZM92 67H93V70H92ZM124 67H126V68H124ZM137 67L141 71H139ZM136 68H137V70H136ZM123 69H127V70H125V72L127 71L128 73H131V75L128 74L127 72L126 73L123 72ZM145 69L147 71H145ZM117 70H120L121 72L120 71H117ZM168 70H169V72H168ZM168 70H166L167 73H168L167 75L169 77H171V75H172L173 72H170L171 71L170 69H168ZM173 70H174V68L172 69V71ZM151 71L152 70L150 69V72H147V73L150 74ZM181 71H180V73H181ZM230 71H229V74H232V73H230ZM122 72L124 74H126L125 77H124V74L122 75ZM165 72H164V74H166ZM188 72H191V73L187 74ZM188 72H186V74H182L181 73L182 76L180 75V78L183 77L182 79H184L187 76V78H186L187 81H185V82L191 84L193 78L190 77V76H192L190 74H192V71L190 70ZM56 73H57V75H56ZM132 73H134V76L132 75ZM127 74H128L129 77L130 76H133V78H134L135 81L134 82L132 81V83L134 84L135 88H134L133 85L130 84L131 83L130 82L129 84L131 86H133V87L129 86L130 88L127 87V90H126V88H125L126 85L124 83V80L128 79L127 78L128 77ZM196 74L199 75V72H196ZM55 75L58 76V78ZM167 75H164V76H166V78H167ZM188 75H190V76H188ZM232 75L234 76V74H232ZM232 75H230L231 78H230V76H229V78L230 79H233L231 81L232 82L234 81L233 84H235V86H237V84L240 81L238 80L239 82H237V77L236 76L233 77ZM112 76H113V78H112ZM144 76L146 77L145 79H144ZM151 76L153 77L155 75L151 73ZM152 77H151V79H152ZM51 78H54V79H51ZM64 78H65V81H66V83H65L66 85H64V81H63ZM122 78H124V79H122ZM131 78H130L129 81H131ZM133 78H132V80H133ZM174 78H175V80H177L176 79L177 77H174ZM180 78L178 79V81L180 80ZM188 78H190V79H188ZM182 79H181V81H182ZM59 80L62 81L63 83L60 82ZM111 80H113V81H111ZM119 80L120 81H123V83L120 82ZM149 80H150L151 83L149 82ZM44 81H46V82H44ZM126 81L129 82L128 80H126ZM146 81H148L149 84H152V85H147L148 82L146 83ZM167 81L168 80H166V82ZM178 81H175V82H177L176 85L179 86V83H181V82H178ZM2 82H3V84H2ZM95 82L96 83L98 82V83L96 84ZM111 82L113 84H111ZM115 82H117V84H120V85H117ZM136 82H138L139 85L141 86L140 87L141 88V91L143 90L142 93L145 91V93L143 94V96L146 95V97H148L147 98V103H148V101L151 103V105L153 106V109H154L153 111H156V112H159V113L162 114V115H160V114H157L156 113L157 115L161 116L160 119L162 121H161L160 125H162V126L160 128L161 130L160 129L155 130V134H156V137L158 136L157 137V140L159 139V141H161V142H159V143H161L160 146H159V148L160 147H162V148L165 147L163 150L166 151V152H164L162 150V148L159 149V151L157 150L158 152H155V154L157 153L156 155L158 157L155 154H153L154 156L151 155L152 154V152L150 151V150H152L151 148L148 149V152L147 151H143L144 154L142 153V149H140L141 151L138 150L137 154H135L136 153L135 151H134V153H132L133 151H131L132 154L130 152L129 153L128 152L127 153H124V156L122 158V162L125 161L123 164L125 165L124 166L125 167L124 169H126L127 172H128L127 175H129V173H130L131 176H129V177H132V179L134 178L137 181V184L140 183L141 185H143V184L146 185L147 188H148V191H149V187H150V192L153 194L152 195L153 197H152L151 195L148 194L150 192H148V191L146 192V186H145V191L143 189L144 192L142 191V188L141 189H137L139 193L141 191L144 194L146 193L145 195H141V200L144 199V201L137 200L138 197H136V195H133V192L132 193L129 192L130 187L128 185L129 183H127V180L124 179V178H122L123 177L122 175L117 176L118 174L115 173V172H113L112 169L109 170L110 168L108 169V168H106V166L104 167L102 164H100L101 161H100V159H98L99 157L98 156L93 157L95 155H93L90 151H88L89 149H86L87 146H84L80 142L81 139H79V136L81 134H84L85 133L84 134V137H85L86 143H88L90 146L92 145V147H94V148L95 147H102L103 146L102 148H100L102 154L103 155L107 154V156L110 157V159L112 158V160L116 156L118 157V155L116 154L117 153L116 149L118 147L117 146L115 147V145L117 144V139H120L121 138L122 139V140L120 139L121 142L124 143V144L126 143L125 140L128 137L127 136L128 135V132L126 130L127 129V125H131L132 126V123H134V122L137 124V122H138V116L136 114L135 115L134 114L132 115L130 112L128 113V111L131 108L128 105L129 104L131 105L133 102L132 103H129V104L126 103L127 105H125V108L127 107V109H126L127 110V113H128L127 117H129L130 115L131 116L128 119L126 117V120L123 118V121L117 122L116 124H119V125H117L116 126L117 129H115L112 126V122H110L112 120V118H111L112 115H111V113L109 111V106H110L111 103L108 101V99H107L106 96H107V93L109 92V89L112 90V93L113 94H114V90H117L119 97H123V96H126L127 97V94L125 95L124 93H128L129 97H132L133 94L135 96V91L137 92L140 89L139 88L137 90V88L139 87V85ZM166 82H165V84H168V83L171 84L172 78L169 79V82H167V83ZM175 82H172V84L173 83L175 84ZM56 84L59 85V86H62V85L63 86L62 87H59ZM80 84L81 85L83 84V85L81 86ZM115 84H116V86H115ZM141 84H143V85H141ZM7 85H9V86H7ZM122 85H124V86L121 87ZM182 86H183V84H182ZM64 87H66V88H64ZM111 87H113L114 89L111 88ZM174 87L175 86H173V88ZM57 88H58V92H57ZM123 88L126 90V92H125V90ZM176 88H178V87H176ZM176 88H174V89L175 90H178V91H182L180 88H178V89H176ZM59 89H61V90H59ZM129 89H131V91L133 89H135V90H133L132 92H127V91H130ZM153 89H155V92L157 91L158 96L156 95L157 93L155 94V92H154ZM170 89H172V88H170ZM117 91H115V92L117 93ZM66 92L69 93V94H67ZM103 92H104V94H103ZM55 93L56 94L58 93V94L56 95ZM130 93H131V96H130ZM153 94H155V95H153ZM191 94L192 93H190V97L193 96V94L192 95ZM9 95L11 97L13 96V95H11V93ZM175 95H177V94H175ZM149 96H150L151 99L149 98ZM153 96H155V98L158 97L157 98L158 100H155V98ZM126 97H123V98H126ZM128 98H127V100L130 99V98L129 99ZM133 98H131V99H133ZM159 98H160V100L162 99L163 102L160 101ZM231 99L232 98H230V100ZM242 101H244V100L242 99ZM231 102H235V101H231ZM72 105H70V106L72 107ZM151 105H150V107H151ZM169 106H171L172 109L170 110V112H167V110L171 108V107L169 108ZM78 111L76 113H78ZM170 118H173V119H170ZM166 119H170L171 121L170 120H166ZM178 119L180 121H182V122L179 123ZM151 121L154 122L155 120H153V118L150 119V124L153 125L154 123L151 122ZM128 123H130V124H128ZM135 123L133 125H136ZM174 125H176V126L178 125V126L176 127ZM180 126L181 127L184 126V127L181 128ZM178 127H180V128H178ZM112 128H114V129H112ZM119 129H121V130H119ZM182 129L183 130L186 129V131L184 130L182 132ZM179 130H180V133H179ZM47 133H48L47 134V137L49 138L50 142L51 141L52 142L56 141V137L57 136L55 137L54 135H58L57 132H53L51 130H48ZM51 133H53V136H52ZM101 134L102 135L104 134L103 135L104 136L103 137L104 143L103 142L100 143L101 142L100 141V139H101L100 135ZM115 134H116V136H114ZM185 134H187V135H185ZM118 135H119V137H118ZM185 136H186L187 139L185 138ZM236 136H237V134H236ZM81 137H83V135ZM183 138H184L185 141L183 140ZM246 139H248L247 136H246ZM83 140H84V138H82V141ZM185 142H187V143H185ZM242 142H244L245 145ZM182 143H184V145H188V147L184 146ZM222 143L224 144V146H223ZM165 144L166 145L168 144L167 145L168 147ZM127 145L128 144H126L125 146H127ZM230 145H232L233 148ZM228 146L230 148H232V149H234V148L235 149L232 151V149H230ZM64 147H68V146H64ZM74 147H76V149ZM128 147H129V145L126 148H128ZM223 147H226V148H223ZM126 148L124 150L125 151H129ZM188 148H189V151L190 150H193V149L194 150L189 152L188 151ZM251 148L253 149V151H251L252 150ZM258 148H259V146H258ZM167 149H169V150L167 151ZM246 149H247V151H246ZM248 149H250L251 153L249 152ZM241 150H244L245 152L244 151H241ZM257 150H258V152H260V151H262V152H260L258 154ZM72 151H74L75 153H72ZM139 151L141 152V154H140ZM160 151H161V154L159 153ZM239 151H240V153H239ZM162 152L165 153L164 154L165 156L169 155L170 152H171V154H170L171 156L169 155L171 158L168 156L171 159V161H174L173 159H176V158L178 159L179 158L178 159L179 161H176V162L178 164H179V162L182 163L181 164L182 167L184 166L183 167V170L184 171L186 170L185 171L186 173H188L190 171V173L186 174L187 176H185V177H184V175L181 176V177H179V179H178L179 181L176 180V182L175 181L173 182L170 179V177L168 176L169 173L167 175L166 174L167 172L165 171L166 168H168V167H166L167 166L166 164L169 162V158H168V162L166 163L165 156H164V159L162 157L163 156L162 155L163 154ZM236 152H238L237 154L239 156L241 154L242 157L240 156V158H239L237 156V154H235ZM253 152H254V154H253ZM256 152H257V154H256ZM77 153H79V154L76 155ZM148 153H151V154H148ZM245 153H247V154L245 155ZM113 154H115V155H113ZM125 154H126V156H125ZM128 154H129V156H128ZM210 154L213 155V153H210ZM210 154L209 155L207 154V156H205L206 158L208 157V159H206V161H207L206 164H208V162L209 163L212 162V160L209 158L210 157ZM255 154H256V156H255ZM75 155H76V157L79 156L81 158L80 159L81 162L83 161L84 163L83 162L82 163H79V160H78L79 157L76 158ZM137 155H139V156L142 155L141 159L143 158L144 160H139L137 162V160H138L137 157H139ZM250 155L251 156L253 155L252 156L253 158ZM159 156H161L162 159ZM174 156H176V157L174 158ZM229 156H231V154ZM244 156H245V159H244ZM249 156L251 158H249ZM117 157L115 158V160H117ZM155 157H157V158H155ZM69 158L72 159V160H70ZM242 158L244 159V161L242 160ZM256 158H259V160L256 159ZM139 159H140V157H139ZM152 159L155 160V161H157V162L159 160L160 163L162 161L163 162L165 161L164 162L165 164H163V162H162L161 165H164L166 168H164V166H162L160 168L159 165L157 166V162L151 161ZM209 159L211 161H209ZM241 160H242L243 163L241 162ZM257 160L260 161L259 162L260 164L257 163L258 162ZM75 161H76V164H75ZM150 161L151 162H154V164H152ZM159 162H158V164H160ZM176 162H174L175 163L174 165L177 164ZM68 163H69V165H68ZM73 163L75 165H73ZM171 163L173 164V162H170L169 163L170 166L168 165L170 169H172L171 168ZM185 163H186V165H185ZM151 164L153 165L152 166V169L153 170H156L157 168H159L158 170L159 171L160 170L162 171V172L161 171L158 172L156 170L157 174L159 173L158 174V177H159V175H161V176H160V178H158L159 180H156L155 183H153L152 182L153 180H151L153 178H150V177L148 178V176H149L148 174H150V176L152 174H156L155 171H154L155 173H152L151 172L152 174L151 173H148V169L150 168ZM212 164H213V162H212ZM212 164H210V165H212ZM238 164L239 165L241 164V165L239 166ZM82 165H84V166H82ZM246 165H248V168H247ZM251 165H253V167H256V168H254L255 169L254 170V175L252 173L253 172V169L250 168ZM67 166L68 167L70 166L69 168H71L72 170L69 171L70 169H68ZM232 166H234V167H232ZM258 166H261V167L257 168ZM84 167H86V168L88 167L87 169H92L93 171L92 170L91 171L93 173H95L94 174V177H93V180L94 179L95 180L93 182H92V180H90L91 182L89 181V179H90V178H88L89 175H88V173L85 172V169L86 168H84ZM237 167H241V169L240 168H237ZM74 168H76V172H75ZM220 168H218V169H220ZM152 169L151 170L149 169V170L150 171H153ZM163 169H165L164 172H163ZM222 169H220V170H222ZM244 169H245V171H244ZM187 170H189V171H187ZM227 170H229V171H227ZM246 170H247V172H246ZM145 171H147V172H145ZM211 171H215V169H212ZM215 172H216V174H215ZM215 172L213 174L215 176V178L216 177H219L220 174L222 175V173L218 174L217 171H215ZM161 173H163L164 176ZM68 174H67V176H68ZM109 175H110V177L108 178ZM213 175H211V177H213ZM120 176H122V177H120ZM259 176H261V180L262 181L261 180H256L257 178H260ZM68 177H69L68 179H70V175ZM119 177L122 178V179H120ZM151 177H153V175ZM253 177L255 179H253ZM66 179H67V177H66ZM230 180L232 181L231 178H230ZM125 181H126L127 184L125 183ZM171 181H172V183H171ZM185 181L182 182L181 184L185 183ZM256 181H258V182H256ZM73 183H74L75 186H73ZM151 183H153V184L148 187V185L151 184ZM175 183H177V184H175ZM190 183H192V182H190ZM171 184H173V186H171ZM246 184H247V186H246ZM203 185L206 186V187H204ZM138 186H140V185H138ZM138 186H137V188H140ZM143 186H141V187H143ZM74 187H75V189H76L77 192L74 190ZM151 187L153 188V190H151L152 189ZM203 187H204V189H203ZM191 188H195V189L191 190ZM217 189H219V187ZM68 190H70V191L68 192ZM80 191H84L83 192V195H84L85 198L83 197V195L81 194L82 192H80ZM152 191H155V192H152ZM240 191H242V189ZM75 192H76V194H75ZM193 192H191V193H193ZM155 193L158 194V195H156L157 197L159 196L158 198H156L154 196ZM191 193L189 194L190 196L193 195ZM72 194H73V196L75 198L74 197L73 198L71 197ZM77 195L78 196L80 195L78 197V200H77ZM131 195H133V196H131ZM196 195H195V197H196ZM238 195L240 196V193ZM249 195H250L251 198H249ZM134 196H135V198H134ZM143 196H145V197H143ZM149 196H151V197H149ZM256 196H259V198L256 197ZM131 197H132V199H131ZM206 197H204V199ZM233 197H234V199H233ZM66 198H67V201H66ZM145 198H147V199H145ZM154 198H155L156 201L155 200H152ZM183 198L185 199V200L183 199L184 200V204H185V202L187 201V199H186V197H183ZM229 198H230V195L227 197L226 200H228ZM71 200H72V202H71ZM151 200H152V203L153 204L150 202ZM160 201H161V199H160ZM139 202H140V204H142L141 206L139 205ZM210 202L212 203V201H210ZM210 202H208L207 204H209ZM77 203H78L77 205H79V202H77ZM134 203H136V204H134ZM150 203L152 204V206H151ZM84 204H86V205L84 206ZM145 204H147V205L145 206ZM228 205H230V203H228ZM239 205H240V207L242 209H240ZM243 205L244 206L246 205V206L244 207ZM72 206H73V204H72ZM74 206H75V204H74ZM148 206H149V208H148ZM142 207H144L145 209L142 208ZM151 207L153 208L152 210H154V216L156 218H153L154 216L152 217L153 214H152V212H150V210H151L150 208ZM223 207H225L224 208L225 210L223 209ZM139 208H140V210H139ZM154 208L155 209L158 208L159 211H156L155 212V209ZM82 209H84V210H82ZM222 209L224 211H222ZM81 211L82 212L84 211V214ZM139 211H140V213H139ZM141 211H142V213H141ZM119 212H121V213H119ZM157 213L159 215H157ZM166 213H168V211ZM191 213H192V215H190ZM231 213L232 214H235V215L232 216ZM79 214H80V216H79ZM117 214L119 216H121V215L125 216L124 218H126V216H128V219L132 218V220L131 219L130 220L127 219L128 220L127 221V220L124 219L125 220L124 221V220H122L123 217L121 218ZM150 214H152V215H150ZM129 215H131V216H129ZM140 215H142V219L144 217H146V219L143 220V221H145L144 222L145 225H144L142 223L143 222L142 219L141 218H138L140 220V221L138 220L140 222V226L139 227L142 226L143 229L144 228H146V229L143 230V229L140 228V230H142L144 232L141 231L140 234H142L143 236L142 235H138V237L140 238L142 236L141 238L143 240L140 239V241H139V238L136 237L138 239V242H136L137 239L134 238V241L136 242L135 243L132 238H131L132 240H130L128 238L131 237L130 235H131V233L133 231L134 232L136 231V230H133V229H136V228H134V227H137V225H138V223L136 222V220H137L136 217H141ZM144 215H146V216H144ZM149 215L152 218H148ZM193 215H194V217L195 216H197V217H195V219H194ZM202 215H201V217H202ZM160 216L164 217L162 221H161V219L159 220V218H162ZM203 216L205 217V214ZM227 217L228 218L230 217V221H232L231 223H229L230 221H227L228 220ZM232 217H233V219L231 220ZM116 218H120V219H116ZM133 218H135V220H133ZM147 218L149 220H147ZM183 218H185V219L183 220ZM191 218L194 220L195 223L191 220ZM151 219L152 220L154 219L155 221H158V220L159 221L156 222V225H154L155 224V221L153 220L154 221L153 224L149 225L150 223H152V220ZM190 220L194 224H192V222H190ZM130 221L132 222V224H130L131 223ZM146 221H148V222H146ZM134 222H135V224L137 223L136 226L133 225ZM196 227H198V228H196ZM203 227H205L206 229H204ZM153 228H154V230H153ZM87 229H89V230L87 231ZM99 229H101V230L99 231ZM105 230L107 232H111L112 231L116 235L111 234L112 232L110 234L109 233H106ZM138 230L136 232H138ZM77 231H80V232L77 233ZM84 231H86L85 233L87 235L84 233ZM197 231H198L199 234L197 233ZM117 232H118V234H117ZM125 232L126 233H129L128 234L129 235L128 238L126 237L127 235H126ZM219 232H221V234ZM80 233L81 234L83 233L84 235L83 234L81 235ZM215 235H218L217 238H219L220 243H221V244L219 243V248L217 246V244H218L217 243V240L218 239H216V236ZM193 236L194 237L196 236V238L197 237H202V239L201 238L200 239L198 238L199 239V243H198V239H195L194 240V237ZM145 240L146 241H149L150 240L151 242L149 241V242L146 243ZM71 241H73V242L75 241L74 244L71 243ZM132 241L134 243H132ZM203 242L205 243V245H204ZM138 243H140V244H138ZM135 244L140 245V246H137V245L135 246ZM142 246H143V248H142ZM144 247H145V249H144ZM220 247H222V248H220ZM140 248L143 249V250H141L142 253L139 251L140 252L139 253V256H141V257H139V259H138V255H137L138 252L137 251L140 250ZM217 249H219V250H217ZM222 250H224L227 253L228 252H230V253H228V254L226 253L225 254V252L222 251ZM222 252H224V253H222ZM119 253H125V255H126V253H128V255L130 254L129 256H131V257H123V258H120V259L116 260V258L118 256L117 254H119ZM222 255L223 256L225 255V261H223L224 258L222 259V257H223ZM226 255H228V256H226ZM228 257H230V258H228ZM237 257H239V259ZM102 258L105 259L104 262H103ZM220 258L222 259L223 262L220 260ZM196 262H198V263H196ZM105 264H106V262H105ZM107 264H110V263H107Z\"/></svg>",
	"mask_w": 264,
	"mask_h": 264
}]
</instances>
